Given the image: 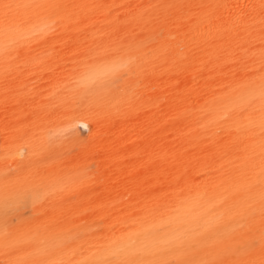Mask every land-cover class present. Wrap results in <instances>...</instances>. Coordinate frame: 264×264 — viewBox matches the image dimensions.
<instances>
[{
    "label": "bare ground",
    "instance_id": "obj_1",
    "mask_svg": "<svg viewBox=\"0 0 264 264\" xmlns=\"http://www.w3.org/2000/svg\"><path fill=\"white\" fill-rule=\"evenodd\" d=\"M0 264H264V0H0Z\"/></svg>",
    "mask_w": 264,
    "mask_h": 264
},
{
    "label": "snow or ice",
    "instance_id": "obj_2",
    "mask_svg": "<svg viewBox=\"0 0 264 264\" xmlns=\"http://www.w3.org/2000/svg\"><path fill=\"white\" fill-rule=\"evenodd\" d=\"M117 68L114 67V66H107V67H104L102 69H100L99 71H96L94 73H91L90 76H89V80L90 81H94L98 78H102V77H105L107 75H109L110 73L116 71Z\"/></svg>",
    "mask_w": 264,
    "mask_h": 264
},
{
    "label": "rangeland",
    "instance_id": "obj_3",
    "mask_svg": "<svg viewBox=\"0 0 264 264\" xmlns=\"http://www.w3.org/2000/svg\"><path fill=\"white\" fill-rule=\"evenodd\" d=\"M82 129V128H81ZM83 130V129H82Z\"/></svg>",
    "mask_w": 264,
    "mask_h": 264
}]
</instances>
